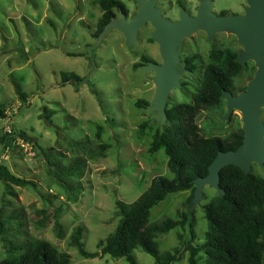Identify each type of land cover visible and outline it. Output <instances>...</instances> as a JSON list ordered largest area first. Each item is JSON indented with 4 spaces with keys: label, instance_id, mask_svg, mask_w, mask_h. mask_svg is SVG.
<instances>
[{
    "label": "rangeland",
    "instance_id": "obj_1",
    "mask_svg": "<svg viewBox=\"0 0 264 264\" xmlns=\"http://www.w3.org/2000/svg\"><path fill=\"white\" fill-rule=\"evenodd\" d=\"M122 1L128 13L123 17L117 14L114 20L127 25L138 12V2ZM181 1L191 14H197L201 0ZM158 2L163 17L180 20L176 0ZM247 7V0L210 3L211 11L229 10L238 15H245ZM101 13L93 0H0V165L36 185L20 187L0 179V219L12 242L48 241L70 255V264H128L109 255L82 257L70 245L72 233L80 228L83 248L96 251L97 242L117 224L116 200L133 202L155 175L173 178L163 149L148 152L153 133L166 125L164 109L192 101L211 49L243 51L238 37L226 31L215 32L211 40L204 29L183 37L178 59L184 63L186 57L194 55L196 69L190 71L184 63L178 83L160 105L156 99L157 72L148 69L146 63L134 66L142 55L163 64L159 43L153 38L155 26L147 20L131 44L116 25L94 37ZM246 62L255 65V70L235 78L232 96L248 88L257 70L254 59ZM70 72L83 77L82 81L64 82L63 74ZM19 92L26 97L23 99ZM138 100L147 105L136 106ZM259 118L264 127V105L260 106ZM196 122L204 135L221 138L243 127L242 112L229 110L226 97L220 106L202 110ZM143 123L146 125L141 128ZM20 133L29 140L21 139ZM262 142L264 151V133ZM100 144L109 145L103 154ZM76 157L86 160L84 172L79 180L71 178L69 182L72 186L79 182L81 188L68 191L56 181L49 161L66 165ZM250 172L264 176V162L253 161ZM206 185H196V201L184 204L190 191H181L167 194L151 209V222L176 218L178 209L189 214L184 229L176 227L157 237L159 251H171L176 246L183 249L178 234L188 240L189 223L197 235L194 243L203 241L206 220L202 206L219 194ZM45 217V223L39 224ZM132 253L138 264L154 263V258L139 248ZM5 256L0 240V260ZM187 256L188 252H183L181 260L172 264H188Z\"/></svg>",
    "mask_w": 264,
    "mask_h": 264
},
{
    "label": "trees",
    "instance_id": "obj_2",
    "mask_svg": "<svg viewBox=\"0 0 264 264\" xmlns=\"http://www.w3.org/2000/svg\"><path fill=\"white\" fill-rule=\"evenodd\" d=\"M101 10L97 20L94 37H98L112 23L117 14L126 16L127 6L122 0H93ZM181 4V0H177ZM227 12H222L226 15ZM208 60L202 68L201 83L191 102H180L164 109L166 125L157 129L150 142L148 152L163 149L167 156V167L173 174L168 179L155 175L147 188L131 203L116 200L118 216L114 230L105 239L97 242L96 251H86L80 241L81 229L77 228L71 235L70 245L77 248L84 258H123L128 264H138L132 251L139 248L154 258L153 264H172L181 260L182 253L188 252V264H264V176L252 172L245 173L240 166L227 165L220 172L218 187L220 194L213 196L202 206L206 220L203 241L194 243L197 235L193 223H189L190 238L185 240L178 234L183 249L176 246L171 251L161 252L157 249V237L180 227L185 228L189 214L177 210V217H165L151 222L150 212L167 194L190 191L184 204L198 199L196 182L208 175V168L219 152L238 149L243 140L242 127L237 128L226 138L204 135L196 118L202 110L218 107L224 100V94H234V80L244 72L252 73L255 65L239 62V52L229 47L211 49ZM195 56H188L184 63L190 71L196 69ZM154 60L141 56L140 64L152 63ZM83 77L75 73H64L63 81L81 82ZM245 88L242 89V93ZM24 99L26 95L20 93ZM147 105L146 101H136V106ZM46 110V108H44ZM49 114V113H48ZM0 115H3L0 109ZM48 117V116H47ZM44 118H46L44 116ZM146 123L141 125L144 127ZM100 129V127H99ZM6 134V133H5ZM21 139L29 140L23 133ZM101 154L109 148L100 144ZM86 160L76 157L66 165L49 161L58 184L68 190H79L80 183L71 185L69 180H79L84 172ZM0 179L7 184L20 187L32 186V180L13 174L5 165H0ZM42 212V211H40ZM54 213V219L58 216ZM43 218L39 224L43 225ZM58 236L61 235L59 223L55 220ZM0 240L6 256L0 264H70V255L56 250L48 241L36 239L31 242H12L7 234L3 220L0 219Z\"/></svg>",
    "mask_w": 264,
    "mask_h": 264
},
{
    "label": "water",
    "instance_id": "obj_3",
    "mask_svg": "<svg viewBox=\"0 0 264 264\" xmlns=\"http://www.w3.org/2000/svg\"><path fill=\"white\" fill-rule=\"evenodd\" d=\"M137 2L138 12L131 18L129 24L126 25L121 20H113L106 29L116 25L131 44L138 28L147 20L155 26L153 38L159 43L164 62L149 63L147 68L157 72L159 85L156 99L160 105L164 104L169 89L178 83L179 74L185 70L184 63H180L178 59L181 40L195 30L204 29L208 40H211L217 31L235 34L243 47V51L239 53V62L244 63L252 59L256 61L257 70L248 88L237 96L224 94L229 110L237 108L242 112L244 132L242 144L236 150L219 152L208 168V175L196 182L198 188L209 184L216 187L220 194L219 172L223 167L230 164L237 165L245 173H249L253 161L259 164L264 162L262 142L264 127L259 118L260 106L264 105V0H247L249 7L245 15L230 13L221 16L210 10L209 0H202L195 16L181 9L178 21L163 17L158 0H137Z\"/></svg>",
    "mask_w": 264,
    "mask_h": 264
},
{
    "label": "flooded vegetation",
    "instance_id": "obj_4",
    "mask_svg": "<svg viewBox=\"0 0 264 264\" xmlns=\"http://www.w3.org/2000/svg\"><path fill=\"white\" fill-rule=\"evenodd\" d=\"M202 1V0H201ZM200 1V2H201ZM210 1V3H211V0H209ZM176 2H177V0H176ZM180 5V10L181 9H184V10H186L191 16H195V15H193V14H191L185 7H183V5H182V1H181V4H179ZM224 11H226L227 12V14L226 15H228V14H230L231 12L229 11V10H223V11H220V12H215V11H212L214 14H216L217 16H221L222 15V12H224ZM235 14V13H234ZM168 19V18H167ZM169 20H171V19H169ZM171 21H174V20H171ZM175 21H178V20H175Z\"/></svg>",
    "mask_w": 264,
    "mask_h": 264
},
{
    "label": "crops",
    "instance_id": "obj_5",
    "mask_svg": "<svg viewBox=\"0 0 264 264\" xmlns=\"http://www.w3.org/2000/svg\"><path fill=\"white\" fill-rule=\"evenodd\" d=\"M206 186H210V187H212L214 191L217 190L216 187H214V186H211V185H206ZM204 187H205V186H204Z\"/></svg>",
    "mask_w": 264,
    "mask_h": 264
},
{
    "label": "built area",
    "instance_id": "obj_6",
    "mask_svg": "<svg viewBox=\"0 0 264 264\" xmlns=\"http://www.w3.org/2000/svg\"><path fill=\"white\" fill-rule=\"evenodd\" d=\"M6 132H9V133H10L11 131H10V130H6ZM4 133H5V132H4Z\"/></svg>",
    "mask_w": 264,
    "mask_h": 264
}]
</instances>
